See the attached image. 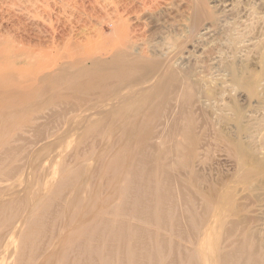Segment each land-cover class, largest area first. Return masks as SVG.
I'll return each instance as SVG.
<instances>
[{
	"label": "rangeland",
	"instance_id": "obj_1",
	"mask_svg": "<svg viewBox=\"0 0 264 264\" xmlns=\"http://www.w3.org/2000/svg\"><path fill=\"white\" fill-rule=\"evenodd\" d=\"M196 8L210 21L208 31L192 37L184 23ZM116 20L143 48L170 49L176 75L162 82L165 98L178 113L172 127L188 133L185 140L159 128L137 142L138 165L145 167L139 172L158 177L150 174L152 186L132 195L165 194L166 203L149 199L140 209L131 204L126 212L118 210L120 229L133 244L132 258L122 260L114 252L111 261L264 264V0H0V33L24 44H37L45 31L59 40L94 36ZM46 112L35 132L20 139L25 145L55 143L58 130L72 118ZM46 162L45 179L59 183ZM170 163L181 168L160 181V171ZM163 182L164 189L156 186ZM163 238L166 248H161ZM18 244L7 264L17 257ZM95 255L99 264L111 258L109 251Z\"/></svg>",
	"mask_w": 264,
	"mask_h": 264
},
{
	"label": "bare ground",
	"instance_id": "obj_2",
	"mask_svg": "<svg viewBox=\"0 0 264 264\" xmlns=\"http://www.w3.org/2000/svg\"><path fill=\"white\" fill-rule=\"evenodd\" d=\"M207 21L205 10L196 8L184 28L193 37L208 31ZM107 30L81 40H59L45 31L34 45L0 33V183H5L0 186V264H7L20 242L13 264H99L95 254L107 251L108 264H114V252L122 260L132 258L133 244L120 229L118 210L126 212L131 204L140 209L149 199L166 203L165 194L138 199L132 194L151 187L154 173L144 174V164L138 165L137 142L154 129L173 137L178 132L171 125L178 113L162 83L176 75L174 57L166 46L143 48L120 20ZM46 110L72 118L58 130L55 143L25 145L20 139L35 132L38 120L48 117ZM186 133L178 135L186 140ZM47 159L59 183L45 179ZM178 166H163L160 181ZM156 186L165 188L164 182ZM160 244L166 248V239Z\"/></svg>",
	"mask_w": 264,
	"mask_h": 264
}]
</instances>
